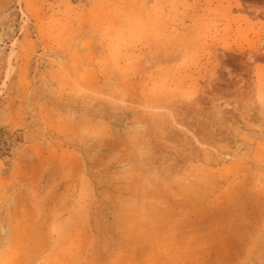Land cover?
<instances>
[{"label":"rangeland","instance_id":"rangeland-1","mask_svg":"<svg viewBox=\"0 0 264 264\" xmlns=\"http://www.w3.org/2000/svg\"><path fill=\"white\" fill-rule=\"evenodd\" d=\"M0 264H264V0H0Z\"/></svg>","mask_w":264,"mask_h":264}]
</instances>
